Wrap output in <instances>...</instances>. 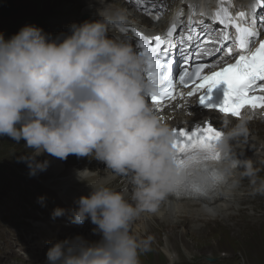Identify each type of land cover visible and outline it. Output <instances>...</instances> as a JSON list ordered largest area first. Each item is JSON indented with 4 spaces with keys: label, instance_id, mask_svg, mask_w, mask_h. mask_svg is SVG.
<instances>
[{
    "label": "clouds",
    "instance_id": "9594fccd",
    "mask_svg": "<svg viewBox=\"0 0 264 264\" xmlns=\"http://www.w3.org/2000/svg\"><path fill=\"white\" fill-rule=\"evenodd\" d=\"M98 3L100 18L73 23L67 35L53 39L35 25L8 40L0 34V137L26 142L32 151L20 160L29 175L47 169L49 162L37 159L45 153L105 165V175L92 182L88 177L96 172L77 171L91 191L74 201L70 216L79 225L90 219L101 239L88 242L77 235L50 242L46 264H139L146 242L137 239L133 225L143 214L156 213L182 186L195 185L202 193L220 184L231 194L246 176L253 194L264 195V179L255 178L253 162L234 153L247 135L244 118H225L210 150L196 148L178 158L174 129L148 103L157 91L145 75L148 59L112 36L126 23L125 10L117 0ZM118 177L127 178L120 189L113 183ZM63 215L60 208L52 213L53 219Z\"/></svg>",
    "mask_w": 264,
    "mask_h": 264
},
{
    "label": "snow or ice",
    "instance_id": "6c2138e0",
    "mask_svg": "<svg viewBox=\"0 0 264 264\" xmlns=\"http://www.w3.org/2000/svg\"><path fill=\"white\" fill-rule=\"evenodd\" d=\"M216 15L219 23L224 24L225 20L220 19L219 13ZM245 15L243 11L238 13L239 18H244ZM228 23L234 26L237 33L236 46L238 51L233 52L232 48H228L227 54L231 59L224 64H220L218 66L219 70L211 69L210 74H201L204 65L198 66L194 73L185 70L179 76V84L187 86L189 83H193L194 87L187 92L188 97L200 92L199 103L201 105L209 109H216L224 115L240 119L243 110L246 108L264 110V95L252 94L257 90L264 92V35L257 31L255 21L247 27H241L240 23L232 20H228ZM174 32H176V26L172 25L167 32V36H173ZM135 36L143 39L139 31H135ZM256 37H260L259 40H256ZM224 39H227V37H224ZM257 44L258 46H256ZM139 47L143 49L141 55H148L146 78L154 82L157 87V91L148 100L159 110L167 101L176 99L174 92L178 85L172 77V65L166 58L170 53L165 45L164 38L159 35L155 36L150 45L141 43ZM221 84L226 85L224 102L219 106L208 105L209 94ZM181 96H183V93H181ZM174 132L177 138L175 147H177L180 160L184 159L189 150L201 147L210 150L215 141L221 136V131L211 125L194 127L191 130L181 127L174 129ZM210 156L212 159L218 158V154L214 152H211ZM220 186V184H215L203 190L202 193L195 185L182 186L176 196L180 193H192L204 198L215 197Z\"/></svg>",
    "mask_w": 264,
    "mask_h": 264
},
{
    "label": "rangeland",
    "instance_id": "374dc122",
    "mask_svg": "<svg viewBox=\"0 0 264 264\" xmlns=\"http://www.w3.org/2000/svg\"><path fill=\"white\" fill-rule=\"evenodd\" d=\"M71 1L74 0H0V34L8 40L26 25H35L45 31L67 34L66 28V32L59 31L58 28L64 26L61 24L62 21L72 16L62 17L58 12ZM25 145L26 142L23 140L17 143L10 137H0V201L4 202V205L0 206V222L5 220L10 224L13 218L20 220V217H31V211H35L34 201L43 192L42 188L27 184L21 178L23 167L28 169L29 167L20 160V157L32 151ZM52 157L45 153L37 159L43 162ZM56 159L58 158H55L52 164ZM84 159L90 160L91 158H78L70 155L67 160H63V164L69 166L68 168L85 165L81 163ZM20 224L24 222L21 221ZM253 261L254 264H260L258 257L253 258Z\"/></svg>",
    "mask_w": 264,
    "mask_h": 264
},
{
    "label": "bare ground",
    "instance_id": "6f19581e",
    "mask_svg": "<svg viewBox=\"0 0 264 264\" xmlns=\"http://www.w3.org/2000/svg\"><path fill=\"white\" fill-rule=\"evenodd\" d=\"M117 1H118L119 6L122 7L123 6L122 1L121 0H117ZM189 1L195 5H198L197 10L199 11V14H201V12H203L205 16L210 15L211 11L209 10V5H208L209 1L208 0H189ZM237 1H242V0H237ZM99 7H100V5L98 3V0H74V1H71L70 4H66L64 7H62V9L59 10L58 14H60L62 17H64L65 15H71L72 18L65 19L62 22L60 21L61 24L64 26H60L58 28V30L66 32V29H67L68 33L70 34L69 26L72 25L73 23L81 24V23H83L84 19H87L88 21H91V19H99L100 17L97 14V8H99ZM125 13H126V17H127L126 23H134L137 26L146 25L147 20L145 18H143L142 16L138 15L137 12H125ZM153 32L155 34H157L159 32V29L156 28ZM63 34H66V33H63ZM250 146H253L255 148L254 153H250V156L252 158H255L257 155L260 154L259 150H258L259 144L252 143ZM234 152L236 153L237 150L235 149ZM55 158L56 157H52V158L48 159V162H50V163H48L47 169L45 171H42V172H48V171L53 172V171L61 170L63 168L62 167L63 166L62 165L63 160L56 159L55 162H53L54 164H52V161ZM96 162H98V161L96 160ZM99 163H101V162H99ZM101 164H103V163H101ZM102 172H104V171H102ZM224 190L226 191V188H224ZM75 196H78V195H75ZM186 205H188V204H186ZM192 212H193L192 210H189L186 213L188 216L192 217V215H193ZM237 225H240V226H243L246 228H253L255 226V222L254 221H249V222L248 221H239Z\"/></svg>",
    "mask_w": 264,
    "mask_h": 264
}]
</instances>
